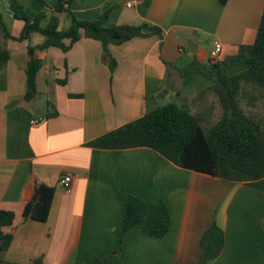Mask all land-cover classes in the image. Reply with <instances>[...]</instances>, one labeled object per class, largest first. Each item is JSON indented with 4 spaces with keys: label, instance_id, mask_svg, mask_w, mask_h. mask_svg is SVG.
Instances as JSON below:
<instances>
[{
    "label": "crops",
    "instance_id": "0c3cea01",
    "mask_svg": "<svg viewBox=\"0 0 264 264\" xmlns=\"http://www.w3.org/2000/svg\"><path fill=\"white\" fill-rule=\"evenodd\" d=\"M19 1L33 17L51 12L36 0ZM44 1L51 8L59 2ZM106 11V28L148 24L162 29L163 40L151 36L111 45L117 61L113 73L94 40L82 39L68 52L38 53L43 59L38 96L29 102L28 45L41 46L45 38L35 33L29 42H18L0 28V45L11 55L0 60V210L16 214L14 225L5 229L14 237L6 264H77L108 257L117 247L129 195L163 201L171 226L164 238L128 232L122 264H195L213 224L224 231L225 246L209 264H264V179L233 183L181 169L149 148L89 146L167 105L172 96L177 102L211 87L214 81L202 73L180 75L178 69L194 61L208 66L216 40L223 44L220 61L239 46L254 44L264 0H229L226 6L220 0H73L70 12L57 14L60 30L70 27L72 16L90 22ZM4 15L11 35L19 37L23 24ZM245 69L244 62L232 61L228 74ZM220 114L217 108L216 118ZM66 174L73 177L68 192L60 185ZM39 184L55 189L48 220L24 221L25 204Z\"/></svg>",
    "mask_w": 264,
    "mask_h": 264
},
{
    "label": "trees",
    "instance_id": "16d2710c",
    "mask_svg": "<svg viewBox=\"0 0 264 264\" xmlns=\"http://www.w3.org/2000/svg\"><path fill=\"white\" fill-rule=\"evenodd\" d=\"M36 1L51 12L43 11L33 17L19 0H0V28L7 39L29 42L30 36L35 33L45 38L41 46L28 45L29 60L25 70V100L28 102L38 96L37 77L43 66V59L38 53L50 48L68 52L82 39L94 40L101 43L102 62L113 73L117 61L109 51L111 45L120 46L136 38L151 36L163 40L162 29L148 24L106 28L110 11L90 22L79 21L72 16L70 27L61 31L57 14L70 12L73 0H59L54 8L49 7L44 0ZM220 2L226 6L229 0ZM5 12L13 20L23 23L19 37L11 35L4 22ZM10 59V53L0 45V60ZM232 61L244 62L246 69L230 76L229 63ZM178 70L180 75L188 71L200 72L214 84L113 130L89 146L102 150L149 148L181 169L233 183L264 179V12L254 44L239 46L235 55L223 61H210L208 66L194 61ZM59 84L65 85L66 81H59ZM211 98L214 101L211 102ZM217 108L221 112L218 118L215 115ZM54 195V188L36 185L30 200L25 204L23 220L46 222ZM15 221L14 212L0 210V264L7 263L4 256L14 239L13 234L6 233L5 229L12 227ZM170 226V211L163 201L147 203L129 195L124 204L115 251L106 258L77 264H122L121 253L128 232L140 230L147 236L164 238ZM224 246L225 233L213 224L202 237L203 251L195 264H209L219 257ZM31 264L42 262L36 260Z\"/></svg>",
    "mask_w": 264,
    "mask_h": 264
},
{
    "label": "built area",
    "instance_id": "2783aa9c",
    "mask_svg": "<svg viewBox=\"0 0 264 264\" xmlns=\"http://www.w3.org/2000/svg\"><path fill=\"white\" fill-rule=\"evenodd\" d=\"M127 7H132L133 6V3L128 1L126 3ZM222 51H223V44L219 41V40H216L214 43H213V49L211 51V61H214V62H217V61H220V56L222 54ZM33 124H37L39 123V121L35 120L32 122ZM72 181H73V177L71 174H66L63 179L60 181V185L62 186V188L65 190V191H69L70 190V187H71V184H72Z\"/></svg>",
    "mask_w": 264,
    "mask_h": 264
},
{
    "label": "rangeland",
    "instance_id": "374dc122",
    "mask_svg": "<svg viewBox=\"0 0 264 264\" xmlns=\"http://www.w3.org/2000/svg\"><path fill=\"white\" fill-rule=\"evenodd\" d=\"M1 10V9H0ZM22 23V22H21ZM23 24V23H22ZM174 102H176V99H175V97L174 96H172L171 98H169L168 100H167V104H170V103H174ZM216 120V119H215Z\"/></svg>",
    "mask_w": 264,
    "mask_h": 264
}]
</instances>
